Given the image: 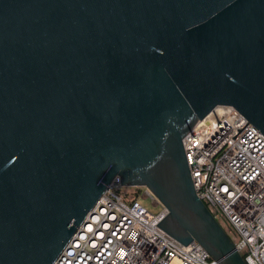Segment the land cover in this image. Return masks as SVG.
<instances>
[{
  "label": "water",
  "instance_id": "1",
  "mask_svg": "<svg viewBox=\"0 0 264 264\" xmlns=\"http://www.w3.org/2000/svg\"><path fill=\"white\" fill-rule=\"evenodd\" d=\"M217 105L264 134V0H0V264H52L115 176L247 264L182 145Z\"/></svg>",
  "mask_w": 264,
  "mask_h": 264
},
{
  "label": "built area",
  "instance_id": "2",
  "mask_svg": "<svg viewBox=\"0 0 264 264\" xmlns=\"http://www.w3.org/2000/svg\"><path fill=\"white\" fill-rule=\"evenodd\" d=\"M246 122L233 106L217 105L182 145L198 197L230 222L246 263L264 264V134ZM123 187L118 176L106 185L52 264H218L196 240L180 243L158 226L167 210L139 201L158 204L146 187L138 197Z\"/></svg>",
  "mask_w": 264,
  "mask_h": 264
},
{
  "label": "rangeland",
  "instance_id": "3",
  "mask_svg": "<svg viewBox=\"0 0 264 264\" xmlns=\"http://www.w3.org/2000/svg\"><path fill=\"white\" fill-rule=\"evenodd\" d=\"M129 192L131 191V188L129 186H124L122 189V192ZM139 201L145 205L146 207H148V209L150 211H157L159 209V202L157 205H153L152 201L150 198H142L140 197ZM217 221L219 222V224L221 225V227L223 228V230L232 238L233 241H237L238 240V236L234 230V228L232 227V225L230 224V222L223 216V215H217L216 216Z\"/></svg>",
  "mask_w": 264,
  "mask_h": 264
},
{
  "label": "trees",
  "instance_id": "4",
  "mask_svg": "<svg viewBox=\"0 0 264 264\" xmlns=\"http://www.w3.org/2000/svg\"><path fill=\"white\" fill-rule=\"evenodd\" d=\"M141 189H142L141 187H136V186L132 187V192H133L134 197H138L139 196Z\"/></svg>",
  "mask_w": 264,
  "mask_h": 264
}]
</instances>
